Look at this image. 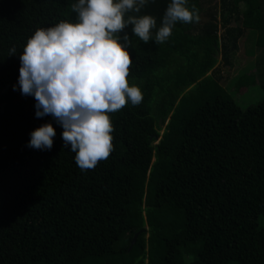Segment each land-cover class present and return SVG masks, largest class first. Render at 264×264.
<instances>
[{
  "label": "trees",
  "instance_id": "16d2710c",
  "mask_svg": "<svg viewBox=\"0 0 264 264\" xmlns=\"http://www.w3.org/2000/svg\"><path fill=\"white\" fill-rule=\"evenodd\" d=\"M73 2L0 0V264H264V98L242 109L216 77L221 51L230 65L251 35L262 57L236 85L264 92V0H188L199 19L160 44L170 0L128 13L156 20L147 44L126 29L143 99L109 114L113 151L84 171L62 128L13 91L27 39L75 22ZM44 123L51 151L27 147Z\"/></svg>",
  "mask_w": 264,
  "mask_h": 264
},
{
  "label": "clouds",
  "instance_id": "9594fccd",
  "mask_svg": "<svg viewBox=\"0 0 264 264\" xmlns=\"http://www.w3.org/2000/svg\"><path fill=\"white\" fill-rule=\"evenodd\" d=\"M155 0H74L70 5L75 22L61 20L35 29L19 53V75L13 91L35 100V117L50 116L62 128L64 148L74 153L81 170L94 169L113 151L114 131L109 114L142 102L141 89L129 86L132 64L131 35L147 44L156 20L140 13ZM199 16L188 0H170L154 42L164 43L179 23ZM16 55V48L9 56ZM27 147L51 151L56 131L44 123L29 134Z\"/></svg>",
  "mask_w": 264,
  "mask_h": 264
},
{
  "label": "rangeland",
  "instance_id": "374dc122",
  "mask_svg": "<svg viewBox=\"0 0 264 264\" xmlns=\"http://www.w3.org/2000/svg\"><path fill=\"white\" fill-rule=\"evenodd\" d=\"M218 1L219 0H216V2ZM217 19L219 20V18ZM223 35L224 30H220L219 37H223ZM254 42L255 39L251 35L241 38L237 43V49L229 57L231 63L230 65H226L224 63L222 51L217 56L218 65L216 69H219L221 72L220 74L216 75V77H221L222 84L227 90L230 91L234 100L242 109H246L252 105H255L264 98V92L260 85L243 87L240 89H237L236 85L237 79L239 80L242 74L248 72L249 70V72H257L256 63L259 58L262 57V51L255 46ZM209 75H211V73H209ZM165 126L166 125L162 127L161 135L163 134ZM259 223L262 227H264L263 217L259 219Z\"/></svg>",
  "mask_w": 264,
  "mask_h": 264
},
{
  "label": "water",
  "instance_id": "95a60500",
  "mask_svg": "<svg viewBox=\"0 0 264 264\" xmlns=\"http://www.w3.org/2000/svg\"><path fill=\"white\" fill-rule=\"evenodd\" d=\"M138 235H139V234H137V235L134 237V239H133V241H132L131 248L134 246V244H135V242H136V239H137Z\"/></svg>",
  "mask_w": 264,
  "mask_h": 264
},
{
  "label": "crops",
  "instance_id": "0c3cea01",
  "mask_svg": "<svg viewBox=\"0 0 264 264\" xmlns=\"http://www.w3.org/2000/svg\"><path fill=\"white\" fill-rule=\"evenodd\" d=\"M217 59H218V57H217Z\"/></svg>",
  "mask_w": 264,
  "mask_h": 264
}]
</instances>
